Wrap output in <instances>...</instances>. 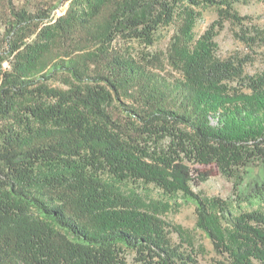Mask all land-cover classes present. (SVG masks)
Returning <instances> with one entry per match:
<instances>
[{
  "label": "trees",
  "instance_id": "obj_1",
  "mask_svg": "<svg viewBox=\"0 0 264 264\" xmlns=\"http://www.w3.org/2000/svg\"><path fill=\"white\" fill-rule=\"evenodd\" d=\"M1 1L0 122L24 116L20 131L0 128V264H201L104 176L193 203L215 264H264V213L217 201L225 237L194 190L217 169L242 172L241 195L264 202V27L238 10L255 0H71L56 19L69 0ZM208 10L217 19L197 36ZM227 23L249 53L220 54ZM171 28L179 79L159 73L158 55L115 48L154 47ZM59 75L67 89L52 85Z\"/></svg>",
  "mask_w": 264,
  "mask_h": 264
},
{
  "label": "rangeland",
  "instance_id": "obj_2",
  "mask_svg": "<svg viewBox=\"0 0 264 264\" xmlns=\"http://www.w3.org/2000/svg\"><path fill=\"white\" fill-rule=\"evenodd\" d=\"M13 1L17 6L21 7L23 5L21 0ZM70 2L71 0L65 2L56 12H54L53 16L55 19L67 14ZM238 10L242 15L253 16L256 21L255 23L264 27V5L259 0H255L248 6L239 5ZM7 15L8 14L4 9V4L0 0V48L6 47L2 45L3 29L1 28V23L7 22ZM216 19V11H206L202 20L199 21L196 26V35L199 36L207 31ZM174 34L175 29L173 28L163 30L154 47L147 48L145 45L138 42L119 41L115 45V48L122 52L134 54L139 58L144 55H158L162 59V68L158 70L159 73L173 80L179 79V75L172 70L168 63L170 41ZM217 42L220 47V54L224 58L235 53H241L243 55L249 53L244 45L233 37L228 23L226 24V29L217 38ZM0 66V68L4 71L10 70V64L7 61L2 62L0 59ZM260 67L261 60L257 59L254 64L247 66V72L253 73ZM61 81H63V77L62 75H59L57 80H53L52 85L55 87H61L62 89H67ZM34 103L52 106L55 104V101L52 99L38 100L26 98L20 101L19 105L21 104V107L24 108V106ZM23 116L24 113L15 112L10 119L0 122V128L20 131L23 127L21 122L23 120ZM201 168L203 167L201 166ZM244 177L245 175L242 174V172H240L239 176H231L226 173H221L217 169V175L215 177L201 184L199 187L194 188L196 192H201L203 197L209 203L214 217L213 221L224 236H229V232L223 224V220L221 218L222 214L220 213L217 201L225 202L228 206L229 213L233 216L239 215L241 212L259 211L264 213V202L250 203L241 195V179ZM104 180L110 192L122 195L126 199L130 200L137 210L150 213L160 218L166 224L168 229L173 232V240L176 243L183 244L185 248L193 252L201 264H215L216 254L212 242L205 232L197 225L198 215L196 213V206L193 203L187 202L181 196L171 198L155 185L136 184L130 181L121 182L111 178L110 176H104Z\"/></svg>",
  "mask_w": 264,
  "mask_h": 264
}]
</instances>
